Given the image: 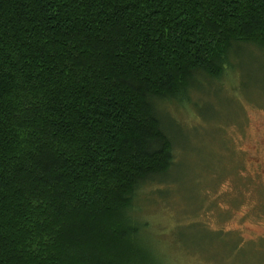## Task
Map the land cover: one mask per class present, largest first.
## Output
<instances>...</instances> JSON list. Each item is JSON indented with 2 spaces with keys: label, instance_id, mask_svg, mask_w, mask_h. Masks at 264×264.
<instances>
[{
  "label": "trees",
  "instance_id": "obj_1",
  "mask_svg": "<svg viewBox=\"0 0 264 264\" xmlns=\"http://www.w3.org/2000/svg\"><path fill=\"white\" fill-rule=\"evenodd\" d=\"M249 47L264 0H0V264H159L137 203L177 164L160 105Z\"/></svg>",
  "mask_w": 264,
  "mask_h": 264
},
{
  "label": "rangeland",
  "instance_id": "obj_2",
  "mask_svg": "<svg viewBox=\"0 0 264 264\" xmlns=\"http://www.w3.org/2000/svg\"><path fill=\"white\" fill-rule=\"evenodd\" d=\"M246 51L191 104L160 105L177 164L137 203L159 264H264V60Z\"/></svg>",
  "mask_w": 264,
  "mask_h": 264
}]
</instances>
